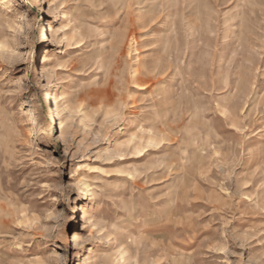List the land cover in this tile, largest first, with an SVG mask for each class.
Returning a JSON list of instances; mask_svg holds the SVG:
<instances>
[{
    "label": "rangeland",
    "instance_id": "rangeland-1",
    "mask_svg": "<svg viewBox=\"0 0 264 264\" xmlns=\"http://www.w3.org/2000/svg\"><path fill=\"white\" fill-rule=\"evenodd\" d=\"M101 12L123 39L118 59L128 63L133 99L126 126L97 147L118 137L136 153L115 161L127 168L106 179L114 197L137 206L143 226L132 236L142 253L154 259L171 241L174 264H224L227 242L264 264V237L231 247L234 234L264 231V214L253 212L264 207V0H111ZM42 50L37 44V58ZM146 167V176L128 180V169ZM57 211L75 216L64 203ZM64 232L68 264H84L94 246L76 247L84 231L73 219Z\"/></svg>",
    "mask_w": 264,
    "mask_h": 264
},
{
    "label": "clouds",
    "instance_id": "clouds-1",
    "mask_svg": "<svg viewBox=\"0 0 264 264\" xmlns=\"http://www.w3.org/2000/svg\"><path fill=\"white\" fill-rule=\"evenodd\" d=\"M110 3L0 0V264H68V219L84 231L76 247L94 246L84 264H112L113 257L121 264H174L171 241L154 259L142 253L132 236L143 226L137 206L109 191L113 182L106 178L127 168L114 162L136 153L124 152L128 141L118 137L116 146L97 147L126 126L133 99L128 63L118 59L123 39L115 25L102 23L101 9ZM37 44H43L39 58ZM150 171L128 169V180ZM50 177L56 182H41ZM61 203L75 216L57 211ZM253 212L264 214V207ZM258 237L264 231L245 229L231 247H248ZM225 245L224 264H255Z\"/></svg>",
    "mask_w": 264,
    "mask_h": 264
}]
</instances>
